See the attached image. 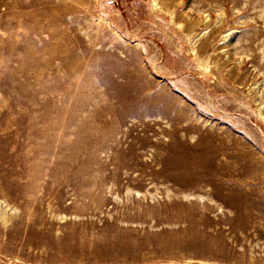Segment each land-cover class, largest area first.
<instances>
[{
	"label": "rangeland",
	"instance_id": "1",
	"mask_svg": "<svg viewBox=\"0 0 264 264\" xmlns=\"http://www.w3.org/2000/svg\"><path fill=\"white\" fill-rule=\"evenodd\" d=\"M0 0V264H264V0Z\"/></svg>",
	"mask_w": 264,
	"mask_h": 264
},
{
	"label": "built area",
	"instance_id": "2",
	"mask_svg": "<svg viewBox=\"0 0 264 264\" xmlns=\"http://www.w3.org/2000/svg\"><path fill=\"white\" fill-rule=\"evenodd\" d=\"M113 1L112 0H110L108 3H112Z\"/></svg>",
	"mask_w": 264,
	"mask_h": 264
}]
</instances>
